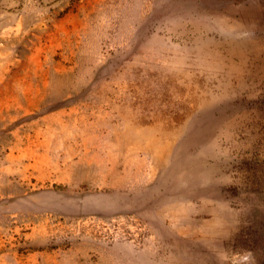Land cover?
I'll list each match as a JSON object with an SVG mask.
<instances>
[{"label":"rangeland","instance_id":"rangeland-1","mask_svg":"<svg viewBox=\"0 0 264 264\" xmlns=\"http://www.w3.org/2000/svg\"><path fill=\"white\" fill-rule=\"evenodd\" d=\"M0 264H264V0H0Z\"/></svg>","mask_w":264,"mask_h":264}]
</instances>
